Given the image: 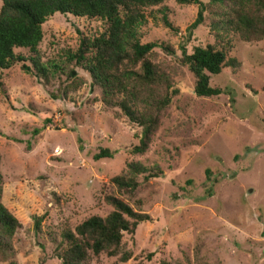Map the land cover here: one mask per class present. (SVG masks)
<instances>
[{
    "label": "rangeland",
    "instance_id": "1",
    "mask_svg": "<svg viewBox=\"0 0 264 264\" xmlns=\"http://www.w3.org/2000/svg\"><path fill=\"white\" fill-rule=\"evenodd\" d=\"M162 7L178 33L160 22ZM196 12L195 5L173 0L146 9L142 41H164L175 49L174 55L157 49L153 60L172 73L183 93L159 111L143 154L130 152L141 127L101 101L89 74L76 68L68 78L66 52L78 47L82 35L100 32L101 21L55 13L43 23L42 59L63 68L47 82L19 64L2 71L0 200L21 227L0 264H61L49 234L57 238L65 223L105 215V186L130 161L158 166L163 174L138 186L135 197L145 201L151 220L138 224L133 237L124 235L132 257L118 264H264V39L236 40L240 69L210 75L222 93L197 97L192 74L176 62L182 42L190 51L213 41L206 25L186 40ZM103 147L113 157L95 161L93 154ZM35 217L42 218L40 233L34 232ZM115 260L101 255L88 264Z\"/></svg>",
    "mask_w": 264,
    "mask_h": 264
},
{
    "label": "trees",
    "instance_id": "2",
    "mask_svg": "<svg viewBox=\"0 0 264 264\" xmlns=\"http://www.w3.org/2000/svg\"><path fill=\"white\" fill-rule=\"evenodd\" d=\"M165 1L0 0V91L5 94L2 71L16 64L23 72L34 74L44 82L63 72L55 61L44 62L39 50L42 25L52 15L97 19L102 23V30L93 36L82 35L78 47L65 54V62L71 64L68 78L75 77L76 68L89 74L91 85L101 90V101L118 108L128 121L141 127L139 142L130 152L143 154L159 122V111L183 93L172 73L153 60L157 49L170 55L175 54V49L164 41H142L146 33L143 30L147 23L146 9ZM173 1L197 7L194 20L186 28V40L201 25L207 26L213 38L211 43L192 45L190 51L185 46L186 41L182 42L176 62L192 74V92L197 97H216L223 89L210 84V75H217L225 68L236 73L241 67V61L233 55L234 42L264 39V0ZM159 13L160 22L174 34L178 33L167 8L162 7ZM148 15L153 18L152 14ZM21 49L25 52L19 51ZM246 87L251 93H257L248 84ZM113 153L103 147L92 158L95 161L109 159ZM205 172L209 179L210 169L206 168ZM162 174L158 166L128 162L125 171L112 176L105 186L103 200L110 207L105 215H90L74 225L65 223L57 238L49 234L53 255L61 264H88L101 255L115 258V264L126 263L132 252L123 241L124 235L133 237L138 224L151 220L145 211V201L135 197L136 190L143 180ZM186 183L190 184L191 180ZM41 219L34 218L35 233L41 232ZM20 227V222L0 200V255L12 251L11 241ZM197 256L196 251L194 257ZM196 264L205 263L196 259Z\"/></svg>",
    "mask_w": 264,
    "mask_h": 264
}]
</instances>
